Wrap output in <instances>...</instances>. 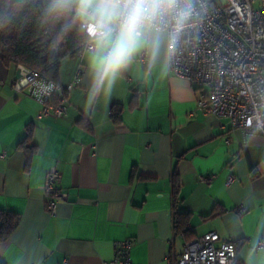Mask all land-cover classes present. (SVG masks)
I'll return each mask as SVG.
<instances>
[{
	"label": "crops",
	"instance_id": "0c3cea01",
	"mask_svg": "<svg viewBox=\"0 0 264 264\" xmlns=\"http://www.w3.org/2000/svg\"><path fill=\"white\" fill-rule=\"evenodd\" d=\"M109 2L117 4L92 0V8ZM141 32L142 45L103 84L96 39L92 52L62 60L61 118L41 115L13 87L18 67L0 63V212L20 218L0 242V264H120L123 241L129 264H165L212 232L217 245L234 244L236 264H264L256 248L264 241V136L199 112L197 91L168 68L166 34ZM52 169L60 173L54 215L43 191ZM175 190L189 216L186 236L173 230Z\"/></svg>",
	"mask_w": 264,
	"mask_h": 264
},
{
	"label": "built area",
	"instance_id": "2783aa9c",
	"mask_svg": "<svg viewBox=\"0 0 264 264\" xmlns=\"http://www.w3.org/2000/svg\"><path fill=\"white\" fill-rule=\"evenodd\" d=\"M117 4L119 14L111 25L113 36L126 16L124 0H117ZM183 7V0L172 7L162 3L154 16L142 21L141 28L147 26L166 34L168 68L197 91L199 112L226 119L233 129L264 136V0H197L192 16L182 21ZM91 23L85 20L81 28L93 41L96 37L88 31ZM171 44L175 46L170 50ZM85 50L92 52V43ZM78 76L79 72L76 80ZM13 87L25 90L40 104L41 115L54 118L66 115L60 88L38 72L18 66ZM59 182L60 173L50 170L43 185L44 204L50 215L55 214L60 197ZM218 239L212 232L192 240L180 254L168 253L165 264H236L234 244L217 245ZM130 245V241L117 244L118 263H130ZM256 248L264 251V241Z\"/></svg>",
	"mask_w": 264,
	"mask_h": 264
},
{
	"label": "trees",
	"instance_id": "16d2710c",
	"mask_svg": "<svg viewBox=\"0 0 264 264\" xmlns=\"http://www.w3.org/2000/svg\"><path fill=\"white\" fill-rule=\"evenodd\" d=\"M48 3L49 0H0V63L34 70L58 86L62 60L80 55L92 40L81 28L85 20L75 6L70 4L53 16L46 13ZM54 103L58 104V100L54 99ZM114 110L118 113L120 108ZM179 202L175 190L173 230L175 235L186 236L189 216L179 211ZM19 219L16 214L0 212V242L8 240Z\"/></svg>",
	"mask_w": 264,
	"mask_h": 264
},
{
	"label": "clouds",
	"instance_id": "9594fccd",
	"mask_svg": "<svg viewBox=\"0 0 264 264\" xmlns=\"http://www.w3.org/2000/svg\"><path fill=\"white\" fill-rule=\"evenodd\" d=\"M74 2L78 3V12L94 21L88 31L96 37L98 55L94 56L93 62L99 70L98 81L103 84L105 79L114 76L125 67L132 54L142 45L140 31L142 21L154 16L162 3L172 7L179 0H124L126 16L119 24L114 39L111 37L113 31L111 25L118 14L119 5L116 3L109 2L93 10L92 0H49L46 13L55 16L68 9ZM183 2L184 7L180 16L182 21L192 16L197 0H183ZM174 46V44L169 45L170 50Z\"/></svg>",
	"mask_w": 264,
	"mask_h": 264
}]
</instances>
